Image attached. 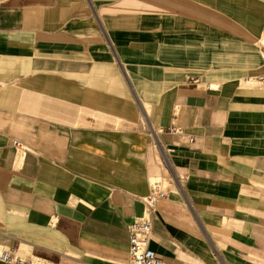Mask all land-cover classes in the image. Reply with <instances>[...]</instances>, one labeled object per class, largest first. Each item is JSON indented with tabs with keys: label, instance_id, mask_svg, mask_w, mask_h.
Wrapping results in <instances>:
<instances>
[{
	"label": "crops",
	"instance_id": "crops-1",
	"mask_svg": "<svg viewBox=\"0 0 264 264\" xmlns=\"http://www.w3.org/2000/svg\"><path fill=\"white\" fill-rule=\"evenodd\" d=\"M263 75L264 0H0V252L130 264L158 184L165 264H264Z\"/></svg>",
	"mask_w": 264,
	"mask_h": 264
},
{
	"label": "built area",
	"instance_id": "built-area-1",
	"mask_svg": "<svg viewBox=\"0 0 264 264\" xmlns=\"http://www.w3.org/2000/svg\"><path fill=\"white\" fill-rule=\"evenodd\" d=\"M264 83V75L259 78ZM175 130V129H174ZM173 130V131H174ZM191 142L194 139H190ZM16 148L22 149L19 141H14ZM167 197V189L161 185H154L151 195L145 200L144 215L130 227V264H165L161 257L151 248L152 214L159 200ZM0 259L4 262L23 264L14 254L0 252Z\"/></svg>",
	"mask_w": 264,
	"mask_h": 264
}]
</instances>
